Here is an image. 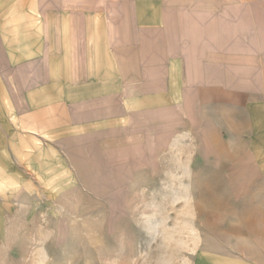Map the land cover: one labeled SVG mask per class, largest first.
Here are the masks:
<instances>
[{"label": "rangeland", "instance_id": "374dc122", "mask_svg": "<svg viewBox=\"0 0 264 264\" xmlns=\"http://www.w3.org/2000/svg\"><path fill=\"white\" fill-rule=\"evenodd\" d=\"M120 1L0 0V264H264V0H140L170 10L189 90L212 55L246 89L99 136L68 121L58 39Z\"/></svg>", "mask_w": 264, "mask_h": 264}, {"label": "crops", "instance_id": "0c3cea01", "mask_svg": "<svg viewBox=\"0 0 264 264\" xmlns=\"http://www.w3.org/2000/svg\"><path fill=\"white\" fill-rule=\"evenodd\" d=\"M120 3L125 8L117 10L113 27L107 16L91 14L95 7L86 2L83 9L70 12L67 27L62 28L66 33L59 36L58 45L68 64L60 70L69 84L68 121L91 124L92 134L99 136L123 134L131 130L134 120L148 127L155 116L170 129L177 109L173 96L188 93L190 73L187 67L185 71L174 66L171 58L165 33L170 10L160 3L158 10L147 8L149 4L140 0ZM111 29L119 32L115 38ZM210 59L199 67L198 77L193 78L199 82L189 90L199 94V103H215L245 91V84L237 83L233 60L221 61L215 55ZM182 78L186 81L179 83ZM77 79L84 81L77 83Z\"/></svg>", "mask_w": 264, "mask_h": 264}]
</instances>
